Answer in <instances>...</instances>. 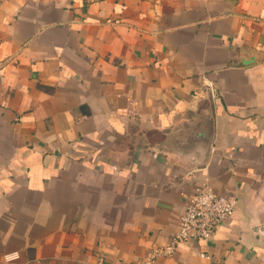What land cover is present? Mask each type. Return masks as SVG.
<instances>
[{"label":"crops","instance_id":"0c3cea01","mask_svg":"<svg viewBox=\"0 0 264 264\" xmlns=\"http://www.w3.org/2000/svg\"><path fill=\"white\" fill-rule=\"evenodd\" d=\"M205 186L153 264H264V0H0V264H139Z\"/></svg>","mask_w":264,"mask_h":264},{"label":"built area","instance_id":"2783aa9c","mask_svg":"<svg viewBox=\"0 0 264 264\" xmlns=\"http://www.w3.org/2000/svg\"><path fill=\"white\" fill-rule=\"evenodd\" d=\"M237 202L234 196L217 193L208 186L197 189L180 216L178 232L166 245L153 248L146 259L139 264H153L159 257H170L183 242L196 239L210 241L217 228L233 217ZM257 230L264 237V222L258 225ZM202 256L208 258L204 254ZM18 258V253H12L7 255L5 260L14 261Z\"/></svg>","mask_w":264,"mask_h":264}]
</instances>
